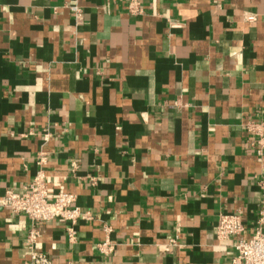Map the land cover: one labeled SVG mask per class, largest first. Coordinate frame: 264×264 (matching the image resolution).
Returning <instances> with one entry per match:
<instances>
[{"label":"crops","instance_id":"obj_1","mask_svg":"<svg viewBox=\"0 0 264 264\" xmlns=\"http://www.w3.org/2000/svg\"><path fill=\"white\" fill-rule=\"evenodd\" d=\"M140 1L0 0V264L32 229L52 264H231L221 213L264 232V0ZM39 171L76 219L2 205Z\"/></svg>","mask_w":264,"mask_h":264},{"label":"built area","instance_id":"obj_2","mask_svg":"<svg viewBox=\"0 0 264 264\" xmlns=\"http://www.w3.org/2000/svg\"><path fill=\"white\" fill-rule=\"evenodd\" d=\"M128 8L134 14L141 13L143 10L140 0H129ZM72 10L77 15L81 14V7L77 4L72 6ZM259 145L261 148L264 147V138L260 140ZM74 200L75 196L69 192H59L50 199L46 176L39 171L23 193L9 189L1 198V203L12 211L23 212L37 221H49L58 217L74 220L80 215L79 208L74 206ZM244 230L242 212L220 214L216 229L218 238L237 236L234 243L237 254L233 257L231 264H264V232L261 227H258L250 238H245ZM38 235L39 231L32 229L27 237L30 244L27 264H52L48 255L35 245ZM70 235L74 237V230L70 231ZM98 247L105 254H109L114 248L108 239L99 243Z\"/></svg>","mask_w":264,"mask_h":264}]
</instances>
